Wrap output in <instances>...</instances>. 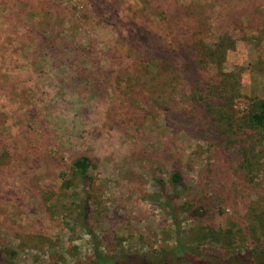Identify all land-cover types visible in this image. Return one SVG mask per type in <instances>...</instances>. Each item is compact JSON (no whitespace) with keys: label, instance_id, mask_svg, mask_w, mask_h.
I'll return each mask as SVG.
<instances>
[{"label":"rangeland","instance_id":"obj_1","mask_svg":"<svg viewBox=\"0 0 264 264\" xmlns=\"http://www.w3.org/2000/svg\"><path fill=\"white\" fill-rule=\"evenodd\" d=\"M142 1L149 6L0 0V264H91L97 255L160 252L152 261L171 264L177 242L212 264H249V253L264 247V141L243 156L248 141H234L241 136L227 125L213 140L214 128L187 123L185 104L169 111L167 126L164 114L137 104L128 80L152 19ZM241 2L261 19L251 29L245 17L230 31L239 43L225 70L247 68L242 96L264 99V0H220L215 9L224 4L237 14ZM217 23L210 39L222 33ZM52 37L67 58L45 57L43 39ZM244 103L238 98L236 109ZM77 157L90 162L85 184L68 171ZM174 170L184 189L166 185ZM84 202L90 232L76 222Z\"/></svg>","mask_w":264,"mask_h":264},{"label":"trees","instance_id":"obj_2","mask_svg":"<svg viewBox=\"0 0 264 264\" xmlns=\"http://www.w3.org/2000/svg\"><path fill=\"white\" fill-rule=\"evenodd\" d=\"M142 2L144 11L151 9L152 19H149L151 28L149 25L146 27L148 44L144 51H136L139 67L134 70L135 77L128 80L136 89L137 97L141 98L137 104L148 107L152 115L164 114L165 126L169 111L177 112L178 102L181 108L185 104L184 113L188 116L190 113V117H193L187 118L188 124H206L208 129L214 128L215 131H209L213 140H218L221 134L219 130L227 125L233 138L241 136L240 140L234 141L249 142V146H241L243 156L254 154L264 141V99L256 95L242 96L241 77L247 68L234 66L226 71L225 62L227 53L239 43L230 35V31L236 28V24L242 25L245 17L249 28L254 29L253 19L257 23L261 18L248 14L251 6L246 8L242 2L237 14L231 13L224 4L216 11L215 4L220 0H150L148 7L145 1ZM259 9H256L257 13ZM215 18H218L217 24L222 33L210 39ZM229 22L232 28L222 29L221 25ZM43 40L49 41V46L45 47L49 52L46 58H67L62 42H55L53 37ZM141 91L146 94L143 95ZM177 96L181 99L177 100ZM240 97L245 100L243 111L236 109V100ZM225 133L226 130L223 136ZM242 135L245 139H242ZM89 168L88 158L77 157L71 162L68 171L73 178L85 184ZM71 182V179L69 183L65 181L68 187ZM157 184L161 188L165 186L162 181H157ZM166 185L174 191L185 188L181 174L175 170ZM160 192L163 194V190L160 189ZM163 199L165 204L172 201V197L164 196ZM76 210V222L90 232L86 226L88 206L85 202L79 203ZM161 253L109 257L97 255L91 264H156L152 259ZM249 255L254 258L255 264H264V247ZM170 256L171 264H212L209 259L206 260V255L180 242L170 251Z\"/></svg>","mask_w":264,"mask_h":264},{"label":"water","instance_id":"obj_3","mask_svg":"<svg viewBox=\"0 0 264 264\" xmlns=\"http://www.w3.org/2000/svg\"><path fill=\"white\" fill-rule=\"evenodd\" d=\"M250 260H252V261L254 262V258H253V257H251ZM254 263H255V262H254Z\"/></svg>","mask_w":264,"mask_h":264},{"label":"flooded vegetation","instance_id":"obj_4","mask_svg":"<svg viewBox=\"0 0 264 264\" xmlns=\"http://www.w3.org/2000/svg\"><path fill=\"white\" fill-rule=\"evenodd\" d=\"M253 264H255V263H253Z\"/></svg>","mask_w":264,"mask_h":264}]
</instances>
